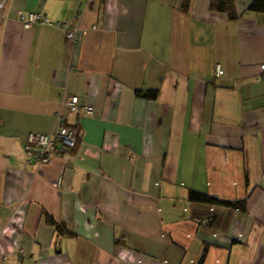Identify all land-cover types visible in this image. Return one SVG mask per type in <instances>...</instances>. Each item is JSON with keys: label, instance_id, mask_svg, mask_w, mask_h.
<instances>
[{"label": "crops", "instance_id": "crops-1", "mask_svg": "<svg viewBox=\"0 0 264 264\" xmlns=\"http://www.w3.org/2000/svg\"><path fill=\"white\" fill-rule=\"evenodd\" d=\"M209 1L7 0L2 264H264V13L234 0L229 20ZM20 12L75 24L77 46L52 24L24 28ZM72 96L92 114L72 113ZM57 117L77 146L26 163L25 135L50 133Z\"/></svg>", "mask_w": 264, "mask_h": 264}, {"label": "built area", "instance_id": "built-area-1", "mask_svg": "<svg viewBox=\"0 0 264 264\" xmlns=\"http://www.w3.org/2000/svg\"><path fill=\"white\" fill-rule=\"evenodd\" d=\"M19 20L24 28L29 29L32 26L41 24H52L61 29L65 33V38L70 42L74 49L79 40L80 34L78 27L70 22L50 23L45 15L41 13H19ZM213 76L220 79L223 76V69L220 64L213 65ZM260 78L264 80V64L260 65ZM65 105L72 113L92 114V108L81 105L77 96H72L65 100ZM78 144V135L73 127H66L62 123V119L57 117L53 129L48 134L27 133L23 138V152L25 162L32 166H40L49 163L53 156H57L61 150H71ZM54 189H59V179L51 184ZM7 261L6 256H0V264Z\"/></svg>", "mask_w": 264, "mask_h": 264}, {"label": "trees", "instance_id": "trees-1", "mask_svg": "<svg viewBox=\"0 0 264 264\" xmlns=\"http://www.w3.org/2000/svg\"><path fill=\"white\" fill-rule=\"evenodd\" d=\"M6 3H7V0L3 5L2 11L4 10ZM188 3H189V0H183V4H182L183 10L186 11L188 7ZM209 9L212 11L225 13L228 16L229 20H235L238 17V15L236 14L235 8H234V0H210ZM246 12L264 13V0H253L247 7ZM136 94L138 96H142L148 99H156L157 97V92L155 91H148L145 93L137 91ZM187 198L189 201H192V202H205V203H217L218 202L213 197H209L207 195L198 193L193 190L188 191ZM234 207H236L238 210H244L243 203L237 204ZM43 218H44L45 224L53 228L56 234L63 236V237H74L75 236V234L71 230H69L65 224L56 222L50 215L43 213ZM203 258H204V255L201 257L198 264L202 263Z\"/></svg>", "mask_w": 264, "mask_h": 264}, {"label": "water", "instance_id": "water-1", "mask_svg": "<svg viewBox=\"0 0 264 264\" xmlns=\"http://www.w3.org/2000/svg\"><path fill=\"white\" fill-rule=\"evenodd\" d=\"M5 2H6V0H0V21H1L2 7H3V5H4Z\"/></svg>", "mask_w": 264, "mask_h": 264}, {"label": "rangeland", "instance_id": "rangeland-1", "mask_svg": "<svg viewBox=\"0 0 264 264\" xmlns=\"http://www.w3.org/2000/svg\"><path fill=\"white\" fill-rule=\"evenodd\" d=\"M3 8V7H2ZM2 13V12H1Z\"/></svg>", "mask_w": 264, "mask_h": 264}]
</instances>
